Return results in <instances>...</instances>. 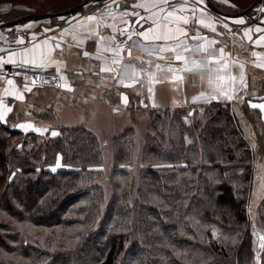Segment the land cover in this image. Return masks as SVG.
Returning a JSON list of instances; mask_svg holds the SVG:
<instances>
[{
  "label": "trees",
  "instance_id": "16d2710c",
  "mask_svg": "<svg viewBox=\"0 0 264 264\" xmlns=\"http://www.w3.org/2000/svg\"><path fill=\"white\" fill-rule=\"evenodd\" d=\"M137 109L148 132L114 136L108 167L86 127L38 141L0 122V264H255L264 199L256 230L248 207L264 159L260 114L245 113L261 131L252 149L228 104Z\"/></svg>",
  "mask_w": 264,
  "mask_h": 264
},
{
  "label": "crops",
  "instance_id": "0c3cea01",
  "mask_svg": "<svg viewBox=\"0 0 264 264\" xmlns=\"http://www.w3.org/2000/svg\"><path fill=\"white\" fill-rule=\"evenodd\" d=\"M124 2L89 3L74 14L24 21L11 28L0 27V72L13 69L48 70L58 72L63 79L61 89L47 90L23 85L0 75V122L24 134L56 136L58 127H62L56 124L59 117L94 115L92 110L100 103H108L112 93L116 92L121 105L127 106L133 101L132 92L137 91L140 85L138 81L128 82L126 77L122 78L123 65L132 67L134 74L140 61L147 64L153 62L166 71L172 70L167 67L171 65L174 66L173 80H181L193 69L187 68L186 57L177 59L178 44L192 45L194 49L190 58L196 60L205 53L214 55H207L209 68L225 69L222 61H227L228 86L236 88L238 95L245 90L248 94L251 92L252 98H248L247 104L250 109L259 111L264 121V111L251 107L253 104H264V69L260 68L262 78L259 90L247 87L254 76H250L253 70L249 74V70L253 69L250 59L256 57L255 50L264 51V20L252 28L248 26L254 23L251 17L256 16V12L244 17L224 15L226 24L220 22V26L214 23L218 20L203 0H167V3L163 0H132L129 9L124 8ZM137 4H145L147 8L133 7ZM259 5L261 3L256 6L259 8ZM140 16H143L145 25L138 29L135 38L124 44L134 21ZM88 17L94 19L89 20ZM238 20L243 23H237ZM121 30H125L123 35ZM143 32H148V39L139 35ZM161 35L165 38L156 39ZM208 40L210 44H222L226 48L223 51L225 54L220 56L217 49L214 53L211 50L208 52L209 47H205ZM136 41L143 45L141 50L150 45H161L162 48H144L141 53L134 46ZM117 44L123 46L122 50L116 48ZM117 51L119 55H116ZM255 65L254 68H257ZM104 68L111 71H102ZM227 89L229 95L230 88ZM147 93H151L150 90ZM152 95H155L154 91ZM220 97L217 96L218 99ZM239 100L232 99L230 104H238ZM144 101L149 103L148 99ZM142 106H146L145 103ZM115 112L118 113V110Z\"/></svg>",
  "mask_w": 264,
  "mask_h": 264
},
{
  "label": "rangeland",
  "instance_id": "374dc122",
  "mask_svg": "<svg viewBox=\"0 0 264 264\" xmlns=\"http://www.w3.org/2000/svg\"><path fill=\"white\" fill-rule=\"evenodd\" d=\"M85 0H0V18L6 19L9 21H15L22 17L30 16V15H40V14H51L66 11L70 8L77 6ZM132 0H125L124 8H128L131 6ZM217 3L218 6L222 9V12L225 14L236 15L238 13H242L246 9H248L254 2L257 0H212ZM221 11V10H220ZM208 12V11H207ZM256 12V16L260 21L264 20V4L255 6L251 11L250 15ZM217 18L218 21L214 20V23L219 24L220 22H224L226 24V19L223 18L222 15L217 16L216 13L212 14ZM205 19V18H204ZM4 20V21H6ZM249 23V22H248ZM255 23L248 25L252 28ZM221 26V25H220ZM173 35V34H172ZM174 38V35L171 36ZM206 41L205 47H209L208 52L211 50L214 53V49L219 52V55L222 56L225 53L223 52L226 48L220 44L219 42ZM196 44V43H195ZM134 46L138 48V50L142 53L144 52V48H149L150 50H160L161 45H150L143 46L138 41L134 42ZM192 45H176L177 56L186 57L187 68L193 69L191 73H188L186 77H183L181 80H173V72L174 66L167 65L170 71H166L163 68L157 67V64L153 62L146 63L140 61L137 66L136 74H134L132 67L123 65L122 70V78H127L128 82L138 81L140 87L137 91H133L132 93V102H130L127 106H122L120 100L118 99L119 95L115 92L110 94L108 103L102 105L99 104L98 107H95L92 110L94 115H88L84 117L72 116V117H59L57 121V125H61L62 127H78L83 126L92 131L99 139L103 155H104V165L105 167L109 166L112 162V148H111V139L122 133L126 128L132 127L136 132V137L138 135L147 134V122L148 116L146 114L140 113V110L136 109L141 107L143 103L145 105H156V108H166L170 109H187L190 114L194 112L193 109L199 108L200 112H203V109L211 108L215 104H224L225 106L228 104L230 107V112L235 114L240 121V124L243 127V135H245L252 149L256 147L257 133L259 135L260 129L254 128L253 125L247 122L248 120L245 117V113L249 111H256L257 115L260 118V124H263L264 121L262 114L257 111L250 109L247 100L250 96L251 92L248 94L247 90L243 93H236V88L232 85L227 84V74H226V66L227 61H222L225 65L220 69H214L215 67H208L207 65V55L210 57H215L211 55V53H205L204 56H198L197 60L192 57ZM164 49V48H163ZM187 49V50H185ZM194 49V48H193ZM222 50V51H221ZM239 50V49H238ZM256 57H252L250 59V63L253 66V69L250 76H253L252 83L247 84V87L252 88L253 90H259L261 85V75L260 68L264 69V51L255 50ZM241 52L238 53V55ZM146 54V53H144ZM195 55V53H194ZM197 56V55H196ZM238 57V56H237ZM240 58V57H238ZM243 58V57H241ZM254 58V59H253ZM195 62V63H193ZM163 64V62H162ZM257 64V68H254ZM135 65V63H134ZM200 66V68H199ZM165 67V66H164ZM132 71H131V69ZM134 68V67H133ZM166 69V68H165ZM176 70V69H175ZM197 72V73H194ZM261 72H263L261 70ZM182 75V73H180ZM185 78V79H184ZM229 90V95L228 89ZM242 88H239L241 90ZM150 90L151 93H147ZM238 90V91H239ZM244 90V89H243ZM154 91V96L152 92ZM147 93V94H145ZM226 94V95H225ZM253 94V93H252ZM221 97L218 99L217 96ZM138 96V97H136ZM231 96L232 99H241L238 101V104H230V100L228 97ZM156 97V99L154 98ZM152 98V99H151ZM137 100V102L135 101ZM149 100V103L144 100ZM246 101V102H245ZM136 102V103H135ZM139 105V106H138ZM150 107V106H149ZM118 110V113L115 112ZM86 112V111H85ZM84 112V113H85ZM250 114V113H248ZM252 120V119H251ZM251 123V121H250ZM61 127L59 126L58 129ZM259 131V132H258ZM59 134V133H58ZM26 135V134H24ZM135 137V138H136ZM47 137L39 136L38 141L45 140ZM143 145V141H142ZM62 168L61 166H56L51 168L52 171H57ZM103 184L107 186L106 181H103ZM264 199V159L255 158L254 161V178L252 185V196L250 200V204L248 207V218L251 224H253L254 229L256 228V210L257 206L261 204ZM253 221V223H252ZM256 230V229H255ZM219 232L217 229L212 228L210 234V241L212 243H216L218 239ZM209 242V241H208ZM264 244V237L261 232L256 233V251L257 255L255 256V264H261V254Z\"/></svg>",
  "mask_w": 264,
  "mask_h": 264
},
{
  "label": "water",
  "instance_id": "95a60500",
  "mask_svg": "<svg viewBox=\"0 0 264 264\" xmlns=\"http://www.w3.org/2000/svg\"><path fill=\"white\" fill-rule=\"evenodd\" d=\"M106 1H109V0H85L83 1L82 3H80L79 5L71 8V9H68L66 11H62V12H57V13H51V14H40V15H30V16H26V17H22L18 20H15V21H4V20H0V27H3V28H11L21 22H24V21H30V20H42V19H48V18H53V17H58V16H65V15H70V14H74L76 13L77 11L81 10L82 8H84L87 4L89 3H100V2H106ZM207 4V6L216 14L218 15H222V16H226L228 14H224L222 11H220V9H218V7L211 2V0H204ZM259 4V1L257 2H254L248 9H246L245 11H243L242 13H238L236 15H234L233 17H244V16H247L249 15V13L251 12V10ZM117 8H119V6L117 5L116 6ZM229 17H232V15H228ZM141 17L143 16H140L138 17L134 23H133V27L130 31V33L126 36V39L125 41H127V43H129L133 38H135L137 36V31L138 29H141L145 24L143 22V19H141ZM135 33V34H133ZM129 35H132V39L129 40L128 37ZM124 41V44H127L125 43ZM11 68H17V67H11Z\"/></svg>",
  "mask_w": 264,
  "mask_h": 264
},
{
  "label": "built area",
  "instance_id": "2783aa9c",
  "mask_svg": "<svg viewBox=\"0 0 264 264\" xmlns=\"http://www.w3.org/2000/svg\"><path fill=\"white\" fill-rule=\"evenodd\" d=\"M254 22L258 23L260 20L257 18ZM0 75L5 78L17 80L23 85H30L47 90H59L63 83L62 76L58 72L48 70L13 69L2 71Z\"/></svg>",
  "mask_w": 264,
  "mask_h": 264
},
{
  "label": "snow or ice",
  "instance_id": "6c2138e0",
  "mask_svg": "<svg viewBox=\"0 0 264 264\" xmlns=\"http://www.w3.org/2000/svg\"><path fill=\"white\" fill-rule=\"evenodd\" d=\"M163 2L164 3H167V0H163ZM153 6H155V5L153 4ZM133 7H145V8H147V5H145V4H137V5H134ZM133 15H138V13H133ZM168 15H171V13H169ZM88 19L89 20H93L94 17H88ZM141 19H143V17H141ZM184 22L187 23V20L185 19ZM201 23H203V21H201ZM237 23H243V21L242 20H238ZM124 31L125 30H121V35H123V32ZM148 31H151V29H149ZM177 31H179V29H177ZM133 34H135V33H133ZM139 35L143 36L145 39H148V32L139 33ZM164 38L165 37L162 36V35L156 37V39H164ZM128 39L131 40L132 39V35H129ZM262 39H264V38H262ZM125 43H127V41H125ZM57 47H59V45H57ZM116 48L122 50L123 46L120 45V44H117L116 45ZM185 50H187V49H185ZM85 55H87V53H85ZM116 55H119V52L118 51L116 52ZM177 59L178 60L179 59H183V57H181V56L178 55L177 56ZM114 62H116V61H114ZM193 63H195V62H193ZM157 67H159V66H157ZM101 70L102 71H111V69H108V68H104V69H101ZM9 83H11V81H9ZM228 99H232V97L229 96ZM124 100H125V103H126L127 102V98L125 97ZM251 107H253V108H259L261 111H264V104H260V105L253 104V105H251ZM53 135H55V133H53Z\"/></svg>",
  "mask_w": 264,
  "mask_h": 264
}]
</instances>
